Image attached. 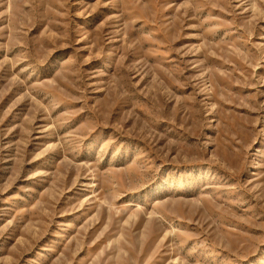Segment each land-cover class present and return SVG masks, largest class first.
<instances>
[{
  "label": "rangeland",
  "instance_id": "1",
  "mask_svg": "<svg viewBox=\"0 0 264 264\" xmlns=\"http://www.w3.org/2000/svg\"><path fill=\"white\" fill-rule=\"evenodd\" d=\"M0 264H264V0H0Z\"/></svg>",
  "mask_w": 264,
  "mask_h": 264
}]
</instances>
